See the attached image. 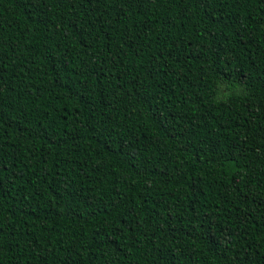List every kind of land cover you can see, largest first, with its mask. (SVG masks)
Returning a JSON list of instances; mask_svg holds the SVG:
<instances>
[{
  "label": "trees",
  "instance_id": "1",
  "mask_svg": "<svg viewBox=\"0 0 264 264\" xmlns=\"http://www.w3.org/2000/svg\"><path fill=\"white\" fill-rule=\"evenodd\" d=\"M0 264H264V0H0Z\"/></svg>",
  "mask_w": 264,
  "mask_h": 264
}]
</instances>
